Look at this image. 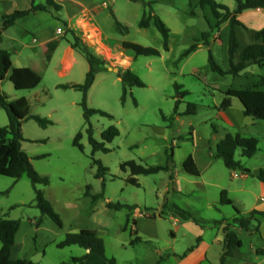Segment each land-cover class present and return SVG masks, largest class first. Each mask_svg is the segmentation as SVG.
<instances>
[{
	"label": "rangeland",
	"instance_id": "obj_1",
	"mask_svg": "<svg viewBox=\"0 0 264 264\" xmlns=\"http://www.w3.org/2000/svg\"><path fill=\"white\" fill-rule=\"evenodd\" d=\"M64 1V12L51 9L53 14L64 18L66 13L73 15L71 22L61 21L58 28L64 31L67 42L72 46L74 37H79L78 53L84 56L85 52H92L112 68L126 70V67H130L146 87L129 89L123 103L121 79L104 65L106 71L100 72L103 74L96 77L90 89L88 106L112 117L95 115L91 118V124L94 137L99 142H102L103 132L111 126L117 127L120 135L112 143L106 144L109 153H93L81 106L82 92L74 89L53 90L52 85L57 80L55 75L46 70L40 72L44 80L39 90L43 91L45 86L50 90L42 104L34 101L32 114L51 120L53 125L44 129L34 120L26 121L22 127L25 138L23 150L30 157L34 169L50 179L48 186L37 187L61 217L63 227L43 216L36 207L35 190L28 177L15 180L0 175V221L21 222L16 236L17 247L13 251L19 256L18 259L35 264H73L72 258L83 256L86 250L79 246L61 249L57 245L65 240L67 234L87 229L97 231L104 240L107 256L115 258L118 264H155L163 249L173 243L168 231L177 226L170 221V217L174 216L170 209H164L166 203H176L182 208L185 205L192 207V212L201 221L224 218L218 223L221 226L233 224L231 218L237 214L236 209L245 217L252 210L264 209L261 182L253 175L257 170L264 169V120L246 117L238 99H233L232 107L227 110L232 124L227 122L219 109L229 89H264V68L252 65L238 76H221L211 70V53L223 69L230 68L226 45L219 34L221 29L226 34L225 24L220 30L212 31L208 45H203V33L210 32L208 21L211 13L208 8L202 7L201 0L191 3L189 0H143L138 3L130 0H71L83 7ZM215 1L236 9L234 0ZM150 2H154V13L171 30L168 52L164 50L163 37L154 25L148 29L139 27L144 14L150 11ZM36 4H46V0H37ZM3 6L0 7V27L3 14L27 10L32 6V0H9ZM117 21L128 27L130 33L121 35ZM57 30L56 36L60 41ZM19 35V30L12 28L8 38ZM123 41L155 48L161 52V56L135 57L134 53L123 49ZM197 42H200L197 52L176 65L180 56ZM13 45L7 39L2 48L8 50ZM44 59L38 56L35 61L42 64ZM83 63L89 66L85 59ZM79 74L80 65H77L71 78L76 79ZM65 83L67 80H64ZM175 83L190 93L182 99L176 115ZM2 87V93L8 97L13 92H21L13 88L9 79L3 82ZM9 87L12 88L11 92H8ZM22 92L29 94L28 91ZM190 103L198 105L197 114L180 116L187 111ZM8 125V115L0 107V128ZM79 133H83L84 151L74 146ZM229 133L259 140L258 153L254 158H244L241 150L236 153V159L253 173L230 171L223 160L216 158L217 145ZM172 152L173 172L137 176L139 186L130 183L133 178L131 171L122 168L129 161L145 167L166 166L167 153ZM189 156L196 160L200 177H192L184 171L183 163ZM97 161L108 169L103 178H99ZM222 189L228 191L233 206L219 204ZM178 191L192 195L185 198ZM100 194H104V198L94 202L93 196ZM109 202L138 206L131 212L127 232H124V228L130 211L109 209ZM141 215L163 219L156 224V242L159 245L145 242L134 246L130 244L139 233L138 221L135 220ZM181 222L179 242L174 245L179 251L195 243L196 235L201 231L208 244H212L216 237L217 227L206 229L192 221L181 219ZM251 230V234H256L257 225L252 224ZM255 238V241L261 242ZM245 244V250H249L250 244L246 238ZM219 253L218 245L214 244L211 254L215 257V264L218 263ZM91 257L88 264H101L103 261L97 255ZM164 264L173 262L167 260Z\"/></svg>",
	"mask_w": 264,
	"mask_h": 264
},
{
	"label": "trees",
	"instance_id": "obj_2",
	"mask_svg": "<svg viewBox=\"0 0 264 264\" xmlns=\"http://www.w3.org/2000/svg\"><path fill=\"white\" fill-rule=\"evenodd\" d=\"M37 0H32V6L27 10L15 11L10 15H4L2 17V28L0 29V107L6 111L9 118V125L0 128V175L10 177L15 180L22 179L24 176L28 177L31 181L36 194V207L41 211L43 216H47L52 219L57 226L63 227V221L59 214L55 212L50 201L45 197L42 190L37 186H48L50 179L48 177L41 176L33 167L31 159L28 154L23 150V142L25 138L23 136V124L28 120H34L42 128L47 129L53 122L49 119L43 118L38 115L31 114V104L26 98H20L18 100H10V98L2 93V83L6 80L8 74L10 75V82L13 84L17 91H31L36 89L41 81L42 77L30 68H13L12 55L9 51L2 48L4 40V33L10 27L16 25V22L24 18L31 13L42 11L48 12L49 8H54L57 11L62 10V5L57 4L54 0H46V4H36ZM134 3L142 2L143 0H130ZM190 3L193 0H189ZM236 2V9L231 10L227 5L220 4L215 0H201L202 7L209 9L211 18L208 21L210 26V32H205L202 35L203 45H208L211 33L214 30H220L221 26L227 22H231L229 49H228V63L229 69H223L216 61L214 55L211 53L209 56L210 68L214 73L221 76L232 75L238 76L250 66L256 65L264 68V42L262 44L255 43L249 45L241 54L238 55L240 43L236 35V26H243L238 21V16L248 10H258L264 8V0H234ZM154 2L148 3L150 11L145 13L139 22L141 29H148L154 25L161 33L164 41V50H170V38L171 30L165 24V22L154 13L152 8ZM117 29L121 35H127L130 33V29L123 26L119 21L116 22ZM256 39L264 41V28L256 33ZM75 43L72 45L74 50L78 49V43L80 38L74 37ZM60 44L55 40L48 44L46 52V59L48 62L52 60V57ZM200 42L192 45L186 50L180 58L177 60L176 65L181 61L188 58L199 48ZM123 49L134 53L135 57H160L161 52L152 47H144L137 43L124 41L122 43ZM84 57L89 63L90 70L87 73L86 80L83 84H68L62 85L63 89H74L80 91L83 94V100L81 106L84 109V119L87 125V133L89 136V142L93 147V153L103 152L109 153L110 150L106 147L107 143H112L119 135L120 131L117 127L111 126L105 130L102 134V142H99L94 137V131L91 124V118L95 115L102 117L112 116L104 111L91 109L88 106V95L90 89L96 81V77L100 72L106 71L104 68L105 62L99 56L92 52H85ZM118 77L123 84V97L122 101L125 103L129 89L134 87L144 88L145 83L131 70H120ZM176 90V106L175 115L178 114L179 107L182 103V99L188 96L190 93L184 90V87L175 83ZM264 87V83H263ZM226 98L220 105L219 109L226 111L233 105V99H238L244 109V115L256 120H264V89H229L226 93ZM198 112V105L188 104L187 111L180 116L196 115ZM174 115V116H175ZM174 119V118H173ZM165 120L168 119L165 117ZM83 133H79L74 140V146L81 151H84L82 144ZM259 140L254 137H243L240 134H227L217 145L216 158L223 160L225 166L230 171H241L246 174L253 173L246 168L241 161L236 159V153L241 150L244 158L252 159L258 153ZM168 159L166 166H142L135 161H129L122 165L124 170L129 169L131 171V184L139 186L137 176H149L156 175L161 172L172 173L173 166V152L167 153ZM100 168L99 178H103L108 172L101 161H97ZM184 171L192 177H200V170L193 158L189 156L183 163ZM261 183L264 184V169L261 168L253 173ZM172 179L173 175L171 176ZM104 198V194L93 196V201ZM220 204L224 206H233L234 202L228 197V192L223 190L221 192ZM109 209L115 211L129 210L128 219L124 232H127V227L131 222V212L136 210L138 206H129L121 203L109 202L107 204ZM164 209H170V212L175 216L185 221H193L194 223L203 227L208 225H216L219 222L201 221L196 218L195 214L189 210L180 207L176 203H166ZM147 210H151L148 208ZM237 217L233 220V224L224 227L225 240L222 252V261L225 257L231 256L234 251L243 248V242L240 240L233 230L239 228L247 231H252L251 227L254 222L257 223V229L259 231L261 220L264 219V210H254L247 217L236 209ZM21 222L17 220H1L0 221V242L2 243V249L0 250V264H35L32 261L18 259H11V251L16 244V236L20 230ZM142 241L141 238H136L132 241L131 245ZM70 246H79L80 248L89 251L91 254H97L101 257L106 264H118L115 258H110L106 254V246L104 240L98 235L95 230H81L78 233L67 234L64 241L57 245L58 248L64 249ZM85 254L81 257H73V264H86L89 254ZM259 255H264V249L258 250Z\"/></svg>",
	"mask_w": 264,
	"mask_h": 264
},
{
	"label": "crops",
	"instance_id": "obj_3",
	"mask_svg": "<svg viewBox=\"0 0 264 264\" xmlns=\"http://www.w3.org/2000/svg\"><path fill=\"white\" fill-rule=\"evenodd\" d=\"M54 1L57 4H61L63 6V9L61 12H64L63 3L65 1L64 0H61V1L54 0ZM68 2L78 7L82 6L71 0H68ZM6 3H9V0H0V7H4L3 5H5ZM229 8L232 11L234 10L231 7ZM16 11H20V10H16ZM5 15H10V14H5ZM3 16L4 14L1 16V18ZM72 20H73L72 14L66 13V18H64V16H61V15L58 16L56 14H53L51 8H49L48 12L37 11V12L31 13L30 15L24 18L19 19L16 22V25L13 26L12 28H17L20 32V35L18 37L13 36L11 38H8V33L12 28L8 29L4 33V40L2 43V47H3L5 40L9 39L13 42V44H15L10 49L7 50L12 55L13 68H30L34 70L35 72H37L40 76H41L40 72H42L43 70L52 72V74H54L57 79L55 83L52 85L53 90H58V89L64 90L63 88H60V86L62 85L83 84L86 80L87 73L90 70V66L88 65L86 66L83 63V59L86 60V58L80 53H78L76 50H74L68 42L60 43L58 45L52 57V60L50 62H48L46 59V52L48 49V44L55 40L59 41L58 37L56 36V30L59 28L61 21L69 23ZM238 21L241 24H243V26H236V35L240 43V48L238 52V55H239L249 45H252L255 43L262 44L264 42L263 40L258 41L256 39V33L264 28V8L258 9V10L245 11L244 13L238 16ZM224 27H226V34H223V29L220 30L219 34L221 36L222 43L226 45V54H228V49H229L228 44L230 40L229 29L231 30V22L225 23ZM14 56L16 57L15 60H14ZM38 56H42V58L45 57V59L42 60V64H39L38 62L35 61V58ZM77 65H80V74L78 75L76 79H73L71 77ZM129 68L130 67H126V69H129ZM101 74L103 73L98 74L97 77H99ZM10 75H11V72L8 74L6 78V79H9V81H10ZM43 80L44 79L42 77V81L40 85L43 83ZM64 80H67V83L64 84ZM40 85L36 89L28 91L29 94H25L22 91L13 92L9 96L10 100H18L20 98H26L31 104V114H32V107H33L34 101L41 102L42 104L43 101L47 98V92H49L50 90V88L45 86L44 90L41 91L39 90ZM1 89H3V87H1ZM11 91H12V88L9 87L8 92H11ZM242 113L244 114V109ZM221 114L223 117L226 118L227 122L232 124L227 117V110L221 111ZM261 188H262V191L264 192L263 183H261ZM223 190L225 189H222L221 192ZM178 192L181 193L185 198L192 195V193H188V192L186 193H184L183 191H178ZM221 192H220V200H221ZM219 204H220V201H219ZM184 208L193 211L192 207L188 205H185ZM263 210L264 209L259 210V211H263ZM252 211H250V213ZM237 216L238 215L236 214L231 219L234 220ZM170 219H171L170 221H173V224L175 225L177 224L176 227H172V229L168 231L169 238L171 242L173 243L172 245L163 249V252L160 255V259L156 261L155 264H164V262L167 260L172 261L173 264H215V261H214L215 257H212V254H211L212 247L214 244H217L220 250V253L217 257L218 258L217 264H264V255L258 254V250L264 249V229H263L264 219L261 220L259 231L256 234H251L252 231L239 229L237 227L233 229L235 233L237 234L238 238L242 240L243 248L240 250L234 251L231 256L225 257L223 261L221 257H222L224 240H225V232H224L225 225L221 226L220 224H218V225H208L205 227L201 226L206 229H213L217 227L215 230L216 237L212 240V244H208L206 242V240L204 239V232L201 231L200 233L196 235L195 243L179 251L174 245L179 242L178 230H180V225L182 222L180 218H175L174 216H171ZM160 220H163V219L157 218L156 216H153L150 218V217H145L141 215L137 217V220L135 221H138L136 223L139 228V231H138L139 233L136 235V237L142 239V241L140 242H145L147 244H153L155 246L159 245L156 242V239L158 238V234L156 232V224ZM223 220L225 219L224 218L223 219H211L208 221L221 222ZM253 224L257 225L256 222H254ZM185 226L187 229L191 230L189 226L187 225ZM255 237L260 239L261 242L259 240L255 241L256 239ZM245 238L249 241V244H250L249 250H245V246H246ZM16 247L17 246L15 244L11 251L12 260H18L19 258V256L15 255V252H13L15 251ZM245 251L247 255L245 254ZM88 253L90 252L89 251L85 252V254H88ZM92 255H97V254L90 253L86 261V264H88V261L92 258L91 257ZM246 256H248V258H246ZM101 264H106V262L103 260L101 261Z\"/></svg>",
	"mask_w": 264,
	"mask_h": 264
},
{
	"label": "built area",
	"instance_id": "obj_4",
	"mask_svg": "<svg viewBox=\"0 0 264 264\" xmlns=\"http://www.w3.org/2000/svg\"><path fill=\"white\" fill-rule=\"evenodd\" d=\"M57 34L61 36V40H60L61 43L67 42L66 38L64 37V35H65L64 31L62 29H58Z\"/></svg>",
	"mask_w": 264,
	"mask_h": 264
},
{
	"label": "water",
	"instance_id": "obj_5",
	"mask_svg": "<svg viewBox=\"0 0 264 264\" xmlns=\"http://www.w3.org/2000/svg\"><path fill=\"white\" fill-rule=\"evenodd\" d=\"M105 67L108 68L109 71L114 72L116 74L120 72L119 68H112L109 64H106Z\"/></svg>",
	"mask_w": 264,
	"mask_h": 264
}]
</instances>
